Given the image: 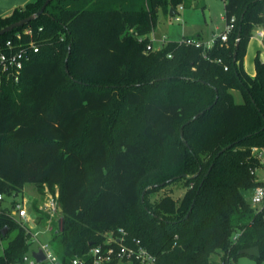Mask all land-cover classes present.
I'll list each match as a JSON object with an SVG mask.
<instances>
[{
    "label": "trees",
    "instance_id": "1",
    "mask_svg": "<svg viewBox=\"0 0 264 264\" xmlns=\"http://www.w3.org/2000/svg\"><path fill=\"white\" fill-rule=\"evenodd\" d=\"M45 1L0 16V29ZM223 1L234 28L210 48L185 43L204 40L198 34L148 49L158 12L184 0H51L37 19L0 36L2 46L18 30L43 27L21 81L0 86V193L35 183L32 209L42 224L44 188H58L50 243L65 264L121 228L158 264H230L255 246L260 256L251 257L264 264V205L245 197L264 185L252 173L264 175L253 150L264 149V61L257 54L254 76L244 66L264 26V0ZM180 180L181 198L151 200ZM12 214L0 206V242L17 230L0 264H24L31 247Z\"/></svg>",
    "mask_w": 264,
    "mask_h": 264
},
{
    "label": "built area",
    "instance_id": "2",
    "mask_svg": "<svg viewBox=\"0 0 264 264\" xmlns=\"http://www.w3.org/2000/svg\"><path fill=\"white\" fill-rule=\"evenodd\" d=\"M179 6L177 10L182 9ZM175 18L180 20V15L177 12ZM235 17L231 18V22L227 23V28L220 34L214 35L210 41L199 40L196 38H187L185 43L194 44L196 46L212 47L218 38L223 41L228 39V34L234 28ZM43 31V27L35 30L32 27H25L23 30L16 31L9 37L5 43L0 46V86L8 84H18L21 81L25 64L31 60L32 56L40 51L38 35ZM258 35L264 37V30L258 32ZM148 49L158 50L153 43L148 46ZM220 61V59H218ZM255 154L261 160L264 159V149L255 147ZM257 170H252L256 173ZM259 177L264 178L263 171ZM4 199V195L0 193V201ZM252 201L255 205H264V185H258L254 188ZM41 212L49 215L47 220L48 229L52 230V221L59 217V191L56 188L52 192L48 186L44 188V196L42 203L39 205ZM17 222L30 234L31 245L37 243V247L32 251H27L23 256L24 264H65L57 252L53 249L50 242H42L38 239L39 231L36 227L39 225L37 215L31 214L24 201L17 202L12 214ZM3 243L0 242V250H3ZM41 251L44 258L39 261L34 256V252ZM68 264H158L157 257L146 248L140 239H133L128 242L127 232L124 229H119V234L114 231L107 232L103 242L93 246L84 255L74 256Z\"/></svg>",
    "mask_w": 264,
    "mask_h": 264
},
{
    "label": "rangeland",
    "instance_id": "3",
    "mask_svg": "<svg viewBox=\"0 0 264 264\" xmlns=\"http://www.w3.org/2000/svg\"><path fill=\"white\" fill-rule=\"evenodd\" d=\"M35 0H0V16L10 13L14 8L25 6L28 2ZM183 8L179 10L180 20H177L175 15L165 13L160 10L157 15V20L153 31L148 35L151 41L157 48H161L165 43L171 40L182 41L184 36L201 34L206 41H210L215 32H222L227 28V22L224 18V1L223 0H184ZM209 11L210 19L206 16L205 11ZM255 32V31H254ZM261 58V57H260ZM235 99L237 102L243 101L241 91L235 90ZM261 170H257L256 174L260 175ZM187 190L186 181L180 180L162 187L159 191L151 194L152 201L160 199L166 194H171L176 198H181ZM39 188L35 183L24 184L22 190L18 193L5 195L0 201L2 207H7L14 212L12 208L13 202L24 201L31 214L35 215L32 209V202L40 198ZM254 189L247 190L245 197L257 207L252 201ZM42 199L39 201V205ZM261 207V205H258ZM39 231L38 239L42 242H50L52 237L51 230L48 229L47 223L39 224L35 231ZM17 233L16 229L11 230L9 236L4 240V244ZM37 247V243L33 242L29 251ZM230 264H256L253 257L249 255H240L232 258Z\"/></svg>",
    "mask_w": 264,
    "mask_h": 264
},
{
    "label": "water",
    "instance_id": "4",
    "mask_svg": "<svg viewBox=\"0 0 264 264\" xmlns=\"http://www.w3.org/2000/svg\"><path fill=\"white\" fill-rule=\"evenodd\" d=\"M50 2H51V0H46L38 11L30 14L27 17H24V18H22V19H20L18 21H15V22H13V23L1 28L0 29V36L4 35L6 33H9L11 31H13L14 29L22 27V26L28 24L29 22L37 19L39 16H41L43 13H45V9H46L47 5ZM176 13H177V9L172 7L171 11H170V14L174 15ZM205 13H206V16L208 17V19H210L209 18L210 17L209 11L206 10ZM239 35H240V33H239ZM198 116H199V114H196L193 119H196ZM182 135H183V132H182ZM228 147L223 148L222 151L226 150ZM183 176H187V175L183 174L182 177ZM164 184H165V182H163L161 185H164ZM192 208H193V204H192V206L190 208V211L192 210ZM60 211H62L61 207H60ZM64 225H65V218L62 216L59 219V230H63L64 229ZM7 231H8V228L7 227L4 228L3 235H5L7 233ZM239 253L242 254V255L257 256L258 257V256H260V248L258 246L250 247V248H244V249L240 250ZM34 256L37 257V259L39 261H41L44 258V255H43V253L41 251H38V252L35 251L34 252Z\"/></svg>",
    "mask_w": 264,
    "mask_h": 264
},
{
    "label": "crops",
    "instance_id": "5",
    "mask_svg": "<svg viewBox=\"0 0 264 264\" xmlns=\"http://www.w3.org/2000/svg\"><path fill=\"white\" fill-rule=\"evenodd\" d=\"M177 12L179 13V10H177ZM224 18H225V16H224ZM261 30H264V26H260V27H257L255 29L254 35L252 36V38L249 41L247 53H246L245 61H244L245 69L252 76L255 75V57L257 56V54H259L261 59L264 61V37H261L258 35V32ZM222 32H215L213 34V36L218 35ZM189 36H194V35H189ZM202 38L204 39V37H202ZM152 43H153V41H152ZM234 91H233V93H234ZM234 95H235V93H234Z\"/></svg>",
    "mask_w": 264,
    "mask_h": 264
}]
</instances>
